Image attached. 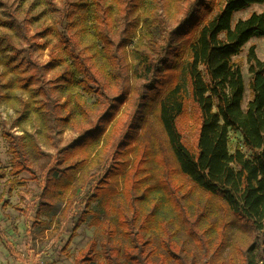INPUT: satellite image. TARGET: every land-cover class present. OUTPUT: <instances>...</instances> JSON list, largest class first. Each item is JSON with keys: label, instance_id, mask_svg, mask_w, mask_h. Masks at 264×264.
I'll return each mask as SVG.
<instances>
[{"label": "trees", "instance_id": "1", "mask_svg": "<svg viewBox=\"0 0 264 264\" xmlns=\"http://www.w3.org/2000/svg\"><path fill=\"white\" fill-rule=\"evenodd\" d=\"M66 1L62 32L20 35L41 37L49 60L6 59L12 76L0 86L28 92L22 109L46 131L78 136L52 153L29 131L5 132L8 192L29 173L41 185L38 217L53 220L99 177L64 253L88 215L100 231L74 264H264V60L252 44L248 86L236 61L264 37V11L236 13L264 0H92L91 14L88 0ZM89 21L117 26V39L88 41ZM190 105L193 146L180 127ZM232 131L243 141L233 151Z\"/></svg>", "mask_w": 264, "mask_h": 264}, {"label": "rangeland", "instance_id": "2", "mask_svg": "<svg viewBox=\"0 0 264 264\" xmlns=\"http://www.w3.org/2000/svg\"><path fill=\"white\" fill-rule=\"evenodd\" d=\"M74 1V0H71ZM90 14L94 12V2L88 0ZM149 3V2H148ZM70 3L66 0H0V84L4 85L11 78L10 69L5 66L4 61L14 60V63L30 61V67L34 66L32 61L39 59L42 62L49 60V49L39 48L41 37L33 39L31 45L24 42L20 36L22 33L35 34L36 37L46 27L63 31L67 23L66 13ZM264 11V4H255L247 10L236 13V17H247L252 12ZM24 26L20 33H16L7 26ZM91 33L87 40L92 41L100 36L111 35L117 39L119 30L117 26L112 29L111 25H92L89 21ZM53 30V31H54ZM138 34V33H137ZM5 35H12L13 41L8 43ZM94 35V36H93ZM58 38V37H56ZM136 35L134 39L136 40ZM252 44L256 45L257 55L264 60V37H256L248 42L241 54L236 57L242 67L246 86H248L250 74L247 60L248 50ZM132 53V44L130 45ZM93 53V52H91ZM9 64V63H8ZM12 67L11 65L9 66ZM12 69V68H11ZM52 76V74H51ZM81 91L82 88H79ZM0 86V167L9 169L12 165V156L9 152V144L5 132L22 133L29 131L37 137L41 147L48 152H56L58 148L71 143L78 132L71 126L46 131L41 117L26 110H23V103L29 96L28 92L14 89L10 93ZM89 101H94L93 95L84 92ZM247 88L246 101L249 100ZM180 127L183 131L186 142L189 145L196 144L198 134L196 114L190 105L187 113L180 120ZM242 137L239 133H230L229 145L233 151L236 145H242ZM247 150L246 148H243ZM104 168L100 173H105ZM11 178L8 175L0 178V264H74V257L78 251L100 231V222L97 218L87 216V220L77 229L76 235L64 253V248L73 235L76 223L86 209L87 198L91 194L92 183L96 185L99 177L91 181L85 188L80 189L75 202L71 204V210L66 214L58 215L53 220L46 216L37 215L38 199L36 194L41 191V185L37 179L32 178L27 172L22 173L17 180V187L13 192H8L6 183ZM97 264V263H92Z\"/></svg>", "mask_w": 264, "mask_h": 264}]
</instances>
